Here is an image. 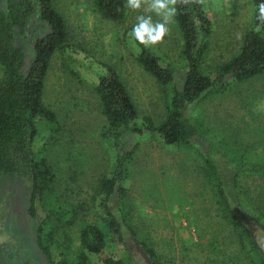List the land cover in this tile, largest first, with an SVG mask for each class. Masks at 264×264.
<instances>
[{
	"label": "rangeland",
	"instance_id": "obj_1",
	"mask_svg": "<svg viewBox=\"0 0 264 264\" xmlns=\"http://www.w3.org/2000/svg\"><path fill=\"white\" fill-rule=\"evenodd\" d=\"M55 1L71 35L66 49L53 56L45 79L44 103L56 114L58 132L52 133V125L41 121L40 133L34 142L36 151L45 147L46 158L56 174L54 194L45 196L43 205L50 208L82 204L91 208L98 180L111 171L114 150L112 141L101 137L104 119L93 91L95 76L78 64L96 70L104 64L113 66L140 117L149 116L156 122L164 117L165 99L172 95V87L159 85L137 62L140 48L130 32L136 17L142 13L127 8L124 20L114 23L102 19L91 0ZM0 7H5V0H0ZM204 8L213 24L207 61V70H210L237 52L252 20L253 7L250 0H208ZM168 27L164 43L147 48L165 63L178 68L184 64L183 42L174 21ZM43 30L44 25L34 17L25 35L18 38L27 62L32 56L33 43ZM192 115L210 138L235 145L239 153L252 155V150L243 148L246 142L264 141V76L235 87L226 95L207 99L195 107ZM136 140L139 147L128 165L125 183L129 193V219L137 238L154 249L159 263L251 264L246 260L250 246L242 249L229 226L218 217L210 186L200 170L203 162L197 150L187 145H165L156 133L145 132ZM75 162L79 167L73 172ZM76 172V180L71 181L70 176ZM246 185L252 195L245 200L248 208L245 220L264 252V228H258L250 220L264 224V219L251 211L252 206L247 202L253 199L264 207V182L249 179ZM23 191L22 184L0 187V262L20 264L21 256L26 257L24 253L17 257L13 252L14 247L19 250L30 242L26 232L29 225L21 217L27 207ZM43 214L40 206L37 220ZM78 216V222L71 228L56 233V243L51 244L54 260H74L78 225L83 221L80 212ZM86 216L89 221L99 223L102 211L97 207ZM31 228L32 235L35 229ZM65 234L71 244L66 243ZM131 240L128 236L122 244L107 237L103 252L90 254L87 264H105V259L144 264L142 258L150 263L141 244H130Z\"/></svg>",
	"mask_w": 264,
	"mask_h": 264
},
{
	"label": "trees",
	"instance_id": "obj_2",
	"mask_svg": "<svg viewBox=\"0 0 264 264\" xmlns=\"http://www.w3.org/2000/svg\"><path fill=\"white\" fill-rule=\"evenodd\" d=\"M250 1L252 20L237 52L210 70H207V61L212 47L213 24L204 6L177 5L173 21L183 42L184 64L180 67L165 63L149 48L138 44L139 66L162 87H172V95L165 99V114L160 121L156 122L149 116L140 117L136 104L113 66L104 64L96 70L78 64L96 79L93 91L104 119L101 137L112 141V167L108 176L98 180L91 208L82 204L47 208L43 202L45 196L54 194L56 174L46 158L45 147L36 151L34 142L40 133L41 121L52 125V133L58 132L56 114L44 103L45 79L53 56L66 49L71 34L55 0H5V7H0V187L24 185L23 196L29 215L27 225L35 229L31 235L32 230L27 228V233L34 236L35 244H45L44 253L49 259L50 245L56 243V233L76 224L80 212L83 221L78 225L74 260H64L60 264H87L90 254L103 252L107 237L125 244L128 236L132 239L130 244H141L152 264H160L154 249L137 238L134 232L125 185L128 165L139 147L136 139L149 132L156 133L165 145H187L197 150L203 162L200 170L210 186L218 217L229 226L235 242L242 249L250 246L246 260L251 264H264V252L245 220L248 215L245 200L252 195L246 182L249 179L264 182V141L245 143L243 149L253 151L250 156L239 153L235 145L210 138L192 115L195 107L207 99L226 95L235 87L264 76V31H253L257 23L256 5L261 0ZM91 2L95 12L104 20L120 23L126 16V0ZM34 17L44 25V30L36 37L32 56L27 62L26 52L19 45L18 38L25 35ZM72 74L79 78L77 72ZM73 165V172L78 171V163ZM77 176L76 172L70 180H76ZM247 202L252 206L251 211L264 219L263 203L253 199ZM40 206L44 214L37 220ZM97 207L101 209L102 216L99 223L91 222L86 214ZM250 220L258 228H264L263 223L253 218ZM64 237L66 243L71 244L68 235ZM104 263L123 264L112 259H105Z\"/></svg>",
	"mask_w": 264,
	"mask_h": 264
},
{
	"label": "clouds",
	"instance_id": "obj_3",
	"mask_svg": "<svg viewBox=\"0 0 264 264\" xmlns=\"http://www.w3.org/2000/svg\"><path fill=\"white\" fill-rule=\"evenodd\" d=\"M208 0H126L125 7L142 14L136 17L130 36L144 47L159 46L169 33L168 25L177 14V5L206 6ZM255 33L264 31V0L256 5ZM153 16L157 17L154 21Z\"/></svg>",
	"mask_w": 264,
	"mask_h": 264
},
{
	"label": "flooded vegetation",
	"instance_id": "obj_4",
	"mask_svg": "<svg viewBox=\"0 0 264 264\" xmlns=\"http://www.w3.org/2000/svg\"><path fill=\"white\" fill-rule=\"evenodd\" d=\"M27 204V203H26ZM22 219H24L27 222V217H29V215L27 214V209L25 213H22ZM28 229H32L30 227H27ZM26 228V232L28 231ZM23 247V246H22ZM16 247H14L13 252L14 254L17 255V257H19L21 254L24 253V255H26V257L21 256L22 260L20 262V264H60L64 261L62 260H54L52 257L53 255H51V259L48 258V256L44 253V249H45V244H42L41 246L37 245L34 243V236H30V242L27 243V245H25L23 248H20L19 250L16 249ZM52 248V245H50V249ZM20 253V255H19ZM52 253V251H51ZM142 258V257H141ZM28 261V262H26ZM142 262H144V264H152V262L150 261L147 262L145 259L142 258L141 260ZM10 262L6 261V263L4 262H0V264H9Z\"/></svg>",
	"mask_w": 264,
	"mask_h": 264
}]
</instances>
